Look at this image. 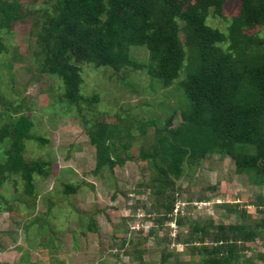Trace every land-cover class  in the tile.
<instances>
[{
  "label": "rangeland",
  "instance_id": "rangeland-1",
  "mask_svg": "<svg viewBox=\"0 0 264 264\" xmlns=\"http://www.w3.org/2000/svg\"><path fill=\"white\" fill-rule=\"evenodd\" d=\"M20 1L24 8L35 9L32 0ZM240 6L230 0L224 18L210 17L208 24L228 32ZM29 21L33 20L17 22L9 32L0 33L9 46L0 56V115L9 107L10 114L18 109L19 115L29 118V135L43 142L24 141L22 157L49 166L46 176L32 175L30 193L18 173L0 177V264H25L18 261L23 254L31 264H202L201 256L193 253L198 245L185 243L195 227L222 224L248 229L264 219L253 206L258 197L264 198L263 179L253 171L239 173L228 156L211 152L198 163L194 158L183 162L181 176L173 181L172 220L155 225L154 219L163 213L153 210L156 204L149 182L155 174L142 155H150L155 129L162 128L166 119L173 117V127L179 123L176 108L185 109L183 98L178 100L181 91L172 85L154 86L151 91L149 82H154L143 72L115 73L85 65L81 92L88 100L97 97L91 104H82L78 113L62 100L56 77L43 74L41 86L30 55L16 57L26 49ZM220 45L225 48L229 43ZM132 50L138 62L147 61L146 50ZM99 116L110 126L118 119L128 120L131 126L123 127L129 136L114 148L124 162L96 171L95 148L87 131L100 122ZM154 118V124L145 123ZM3 123L6 119L0 118ZM120 143L127 144L125 151ZM8 149L7 141L0 143V163L5 162ZM111 158L115 160L114 155ZM66 185L75 191L66 194ZM255 233L257 239L244 245L242 255L243 260L258 264V255H264V229Z\"/></svg>",
  "mask_w": 264,
  "mask_h": 264
},
{
  "label": "trees",
  "instance_id": "trees-1",
  "mask_svg": "<svg viewBox=\"0 0 264 264\" xmlns=\"http://www.w3.org/2000/svg\"><path fill=\"white\" fill-rule=\"evenodd\" d=\"M32 1L34 10L24 8L20 0H0V33L9 32L17 22L33 20L26 33V49L16 57L30 55L39 85L44 84L43 74L56 77L62 100L78 113L82 104H91L97 97L88 100L81 92L85 65L115 73L143 72L154 82H149L151 91L158 85L164 89L172 85L181 91L178 100L183 98L185 109L176 108L179 123L173 127V117L166 119L162 128L155 129L150 155L141 154L155 174L149 182L156 204L153 210L163 213L154 219L155 225L172 220L173 181L181 176L186 160L194 158L198 163L207 154L220 152L234 162L239 173L253 171L264 181V0H237L240 11L226 33L211 27L208 19L223 17L230 0ZM223 43L229 45L223 48ZM8 47L0 37V56L9 51ZM134 48L147 51L146 62L132 57ZM123 84L133 87L125 80ZM5 108L8 113L0 115L1 120L6 119L0 124V143L7 141L9 149L5 162L0 163V177L18 173L30 193L32 175L46 176L49 165L25 162L24 141L43 140L29 135L27 116L19 115L18 109L10 114V108ZM98 120L87 131L95 148L96 171L124 162L114 148L123 136L128 138L123 127L131 124L118 119L110 126L102 122L107 121L103 116ZM140 124L139 128L143 126ZM120 144L125 151L127 144ZM74 191L70 185L64 188L66 194ZM257 200L253 206L264 214V198ZM260 228L264 229V219L248 229L205 225L195 227L185 243L198 245L193 253L201 256L202 264H255L243 260L242 252L246 251L245 244L257 239L255 232ZM100 246L104 251L103 241ZM25 256L18 261L31 264ZM263 258L259 254L257 263L262 264Z\"/></svg>",
  "mask_w": 264,
  "mask_h": 264
}]
</instances>
